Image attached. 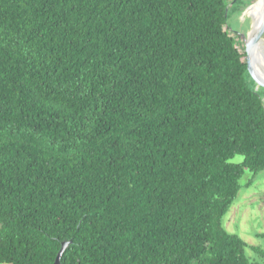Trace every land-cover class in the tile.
<instances>
[{"label": "trees", "instance_id": "1", "mask_svg": "<svg viewBox=\"0 0 264 264\" xmlns=\"http://www.w3.org/2000/svg\"><path fill=\"white\" fill-rule=\"evenodd\" d=\"M245 3L0 0V264H261L224 228L264 172Z\"/></svg>", "mask_w": 264, "mask_h": 264}, {"label": "rangeland", "instance_id": "2", "mask_svg": "<svg viewBox=\"0 0 264 264\" xmlns=\"http://www.w3.org/2000/svg\"><path fill=\"white\" fill-rule=\"evenodd\" d=\"M244 1L246 3L238 6L237 13L231 15L228 20L231 29L235 31L234 37L237 46L242 48V50L244 49V41L241 34L246 36L252 29V19L250 16L246 15V12L248 8L258 0ZM262 41L264 47V34L262 36ZM262 55L264 57L263 53ZM254 70L257 72L258 76L261 74L260 70L256 68ZM260 79L264 80V75H262ZM241 161L242 157L238 155L230 160V162L234 163H239ZM249 179L252 180V184L247 186L246 183ZM240 184L243 187L224 218V228L229 233L237 234L249 246H254L264 251V172L252 177V175L246 171ZM247 255L252 261L264 264V260L253 254L249 249H247Z\"/></svg>", "mask_w": 264, "mask_h": 264}, {"label": "water", "instance_id": "3", "mask_svg": "<svg viewBox=\"0 0 264 264\" xmlns=\"http://www.w3.org/2000/svg\"><path fill=\"white\" fill-rule=\"evenodd\" d=\"M264 34V9L262 13V19L259 24V27L257 31L249 37L247 34L246 36L244 34H241V37L243 38L244 41V50L246 52V65H247V71L250 75V77L254 80V82L258 87H263L264 88V80H261V76H258L257 72L254 70V60L251 58L252 51L254 48L257 46L260 40H262V36ZM257 65V64H256ZM262 74L264 75V71H262ZM70 244V242H64L61 245V248L56 256L54 264H60V258L63 253V251L66 249V247Z\"/></svg>", "mask_w": 264, "mask_h": 264}, {"label": "bare ground", "instance_id": "4", "mask_svg": "<svg viewBox=\"0 0 264 264\" xmlns=\"http://www.w3.org/2000/svg\"><path fill=\"white\" fill-rule=\"evenodd\" d=\"M263 9H264V0H258L255 4H253L248 8L246 15L250 16L252 19V29L248 33L249 37H251L257 31L262 19ZM261 52L264 54V47L262 40L259 41L257 46L252 51L251 58L252 60H254V67L260 71L261 70L264 71V57Z\"/></svg>", "mask_w": 264, "mask_h": 264}]
</instances>
